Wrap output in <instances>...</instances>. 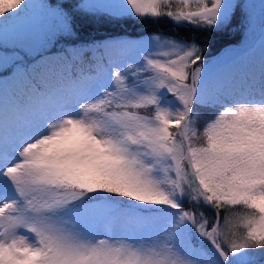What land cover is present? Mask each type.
Instances as JSON below:
<instances>
[{
    "label": "snow or ice",
    "instance_id": "obj_1",
    "mask_svg": "<svg viewBox=\"0 0 264 264\" xmlns=\"http://www.w3.org/2000/svg\"><path fill=\"white\" fill-rule=\"evenodd\" d=\"M0 264H264V0H0Z\"/></svg>",
    "mask_w": 264,
    "mask_h": 264
},
{
    "label": "trees",
    "instance_id": "obj_2",
    "mask_svg": "<svg viewBox=\"0 0 264 264\" xmlns=\"http://www.w3.org/2000/svg\"><path fill=\"white\" fill-rule=\"evenodd\" d=\"M42 0H32L36 3ZM54 2V0H53ZM76 28L79 31V35L82 40H100L107 38L109 36H119V38H132L140 39L141 37L149 34H160L165 37H193L197 38L198 43H202L205 39L208 41L206 48L207 51L204 53L207 59L213 58L214 56H220L229 47H239L244 40V32L242 27L233 28L227 34H203L196 32L195 30H187L188 26H181L177 28L169 20L165 19L160 23H152L150 19H146L142 23L136 22L135 17H128L125 23H121L119 27L115 25H110L101 20H85L81 19L77 22ZM127 34V35H122ZM132 41L131 43H135ZM61 45H57L60 47ZM197 111L201 113V117L197 120V131L201 133L197 137L193 138V143L195 145H200L204 142V137L202 135L203 126L205 120L210 118L213 114L212 109L198 108ZM141 114L151 115L152 113L148 110L141 109ZM175 131V128L172 129ZM185 203V208H189L187 201ZM238 210V215H243L246 211L241 206H234ZM209 218L213 217V213L207 209H203ZM223 216V213H221ZM240 231H246L245 225L239 224Z\"/></svg>",
    "mask_w": 264,
    "mask_h": 264
},
{
    "label": "rangeland",
    "instance_id": "obj_3",
    "mask_svg": "<svg viewBox=\"0 0 264 264\" xmlns=\"http://www.w3.org/2000/svg\"><path fill=\"white\" fill-rule=\"evenodd\" d=\"M37 4L38 3H41V1H38V2H36ZM196 3H197V0H189V6L191 7V9L192 10H195V5H196ZM129 8H130V6H128ZM39 15H40V13H39V11L37 10L36 11V13H35V17L36 18H39ZM25 23H32V21H27V22H25ZM149 35H154V34H149ZM149 35H145V36H143V37H141L140 39H144V38H146L147 36H149ZM136 43H142L141 41H136L134 44H136ZM214 57H217V56H214ZM213 57V58H214ZM212 58H210L209 60H211ZM240 216H243V215H240ZM238 224H241V225H245V227H246V224H247V221H246V219H239L238 220Z\"/></svg>",
    "mask_w": 264,
    "mask_h": 264
}]
</instances>
